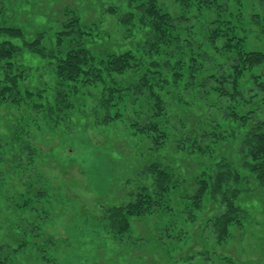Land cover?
I'll return each instance as SVG.
<instances>
[{"label":"rangeland","instance_id":"rangeland-1","mask_svg":"<svg viewBox=\"0 0 264 264\" xmlns=\"http://www.w3.org/2000/svg\"><path fill=\"white\" fill-rule=\"evenodd\" d=\"M18 2H15L16 6ZM156 2L172 13H179L182 8L179 0ZM197 2L192 0V10ZM221 3L214 1L209 8H203L201 21L213 19L215 11H219L226 31L222 41L230 40L231 43H223L224 48H219L211 41L197 50L198 57L203 58L202 61L196 58L199 69H193L198 77L212 73L226 63L228 50L235 45L239 47V43L243 50L264 53V0H230L225 1L227 5L222 3L220 6ZM10 5V0H0V21L10 14ZM77 12L82 19L88 16L83 9ZM46 14L43 12L34 22L43 21ZM120 18L119 13H104L100 26L111 44L125 46L132 38L127 34L129 25L123 24ZM12 19L14 17L6 21ZM197 25L192 32L201 42L203 32ZM42 45L48 44L44 41ZM34 54L33 57L28 53L27 59L38 62L36 64H40L41 59L46 61L38 53ZM252 71L263 75L264 82V62ZM31 73V76L22 77L18 84L25 99L0 101V136H8L7 141H11H0V242L7 244L3 250L8 251L12 259L15 257L12 264H98L99 252L104 258L102 264H147L145 256L153 249L134 247L135 241L143 237L167 242L162 247L167 249L164 256L154 254V264H264V214L254 207L250 219L240 224L229 223L227 234L216 238L211 235V226L222 205L211 198L209 190L195 205L173 196L168 198L172 202L170 208L161 207L142 216L129 217L130 234L121 239L94 224V219L100 218L110 204L125 200L136 189L143 178L142 163L164 156L197 161L202 157L201 151L189 153V144L184 149L177 145L183 131L173 124H179L175 119L184 115L180 109L168 107L165 110L173 124L168 120L161 126L166 136L159 143L152 140V134L141 133L132 125L131 120L139 109L127 96L123 101L112 103L110 119H99L97 114L103 111L98 107L97 99L102 90L99 83L83 85L81 90L72 89L67 97L59 96L72 104L51 107L49 109H55L57 113L51 111L49 114L45 112L44 104L57 105L60 101L50 99L49 102L48 97L42 96L49 95L48 90L55 88V72L45 66L42 76L37 70H31ZM248 75L244 72L240 81L248 80ZM44 88L48 90L44 91ZM26 89H30L31 94L28 95ZM186 89L189 93L191 85ZM161 92L165 93L164 99L172 97ZM246 98L250 99L247 104L241 100L242 105H238L239 101L210 91L202 102L207 106L213 104L211 111L215 114L228 111V106L234 105H238L239 114H244L252 105L263 101L264 90H257L253 97ZM189 107L195 115L204 112L194 104ZM227 107L229 109H225ZM203 127L211 130L216 125L206 120ZM220 140L223 145L224 139ZM219 143L212 141L215 155ZM24 144L37 153L33 157L21 155L20 152H26L22 151ZM238 171L241 175L247 174L244 169ZM11 227L18 228L19 235H24L23 240L15 244L8 241ZM167 227L169 230L165 235L162 231ZM171 236L178 239L175 245L170 244ZM17 248L19 250L15 251Z\"/></svg>","mask_w":264,"mask_h":264},{"label":"trees","instance_id":"trees-1","mask_svg":"<svg viewBox=\"0 0 264 264\" xmlns=\"http://www.w3.org/2000/svg\"><path fill=\"white\" fill-rule=\"evenodd\" d=\"M14 1L17 0H10V14L0 21V101L25 99L18 88L20 79L31 76V70H37L42 76L47 66L55 72V88H44L50 93L42 97H48L49 102L58 99L60 103L44 104L45 112L52 114L50 112L56 110L49 108L72 104L59 99L72 89L81 90L83 85L99 83L102 90L97 99L98 107L103 109L97 114L99 119H110L112 103L123 101L127 96L139 109L131 120L132 125L141 133L152 134L151 139L159 143L166 136L161 126L168 120L173 124L165 110L168 107L180 109L184 115L175 119L179 124H173L183 131L177 145L184 149L189 144V153L201 151L202 157L197 161L164 156L142 163L141 171H138L143 178L136 189L125 200L106 206L108 209L100 218L94 219V224L121 239L130 234L129 217L142 216L161 207L170 208L172 202L168 198L173 196L195 205L207 190L211 198L222 205L211 226V235L216 238L227 234L229 223L240 224L250 219L254 207L264 214V98L244 114L236 110L242 105L241 100L247 104L250 99L246 97L264 90L263 75L252 71L264 62V53L243 50L239 43V47H231L235 48L233 51L228 50L226 63H219L216 71L203 77L193 71L199 69L196 58L203 60L202 56L198 57L197 50L204 43L215 41L219 48H224L223 43H231L230 40L222 41L226 31L219 11H215L213 19L201 21L203 8H209L214 1L227 5L225 1L230 0H198L195 10H192V0L191 3L179 0L182 5L179 13L170 12L165 5L160 7L156 0H19L17 6ZM78 9L86 11L88 16L82 19ZM45 11L48 13L44 16L46 21L34 22ZM107 12L119 13L121 22L129 25L130 44H111L106 39L100 22L101 15ZM10 17L14 19L6 21ZM197 24L203 32L201 42L192 32ZM44 41L47 46L42 45ZM25 49L28 52H24ZM28 53L33 57L38 53L46 61L41 59L40 64L33 63L27 59ZM244 72L249 74L246 76L249 79L242 82L240 78ZM184 84L187 85L185 88ZM189 85L191 91L188 93ZM25 91L31 94L30 89ZM161 91L172 97L164 99L165 93ZM210 91H217L239 103L235 107L228 106V111L215 114L211 111L213 104L207 106L202 102ZM192 104L204 112L193 114L189 110ZM206 120L216 127L205 129ZM4 136H0V141L11 142ZM220 139H224L223 145ZM213 140L220 142L216 155ZM22 146V151L26 152H20L21 155L33 157L37 153L28 144ZM240 168L247 174L241 175ZM17 227L9 228L11 231L7 235L13 244L23 240L24 236L19 235ZM168 230L169 227L162 233L167 235ZM170 238V244L175 245L178 239ZM135 242L137 249H153L145 256L147 264L155 263V253L164 256L167 252L162 248L166 241L160 243L158 239L143 237ZM3 244L0 242V264H12L15 257L12 259L10 253L3 250L8 247ZM101 253L98 264L104 261Z\"/></svg>","mask_w":264,"mask_h":264}]
</instances>
